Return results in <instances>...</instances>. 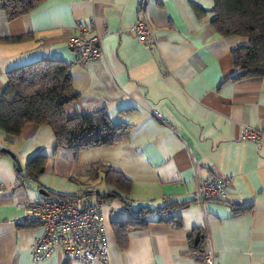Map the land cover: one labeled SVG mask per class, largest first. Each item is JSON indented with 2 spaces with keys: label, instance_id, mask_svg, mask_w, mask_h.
Wrapping results in <instances>:
<instances>
[{
  "label": "crops",
  "instance_id": "crops-1",
  "mask_svg": "<svg viewBox=\"0 0 264 264\" xmlns=\"http://www.w3.org/2000/svg\"><path fill=\"white\" fill-rule=\"evenodd\" d=\"M212 7L213 0H45L10 22L0 12V37H23L0 41V91L13 68L63 61L72 64L78 93L66 115L103 111L112 123L129 126L124 142L76 156L56 148L47 125H27L16 138L0 130V264H78L59 253L32 262L30 246L42 230L22 225L26 210L17 204L25 197L73 196L88 187L106 196L101 212L107 264H202L206 246L214 264H264V138L239 139L242 126L264 125V76L235 79L231 51L247 40L220 35ZM91 17L103 56L76 66L68 42L75 24ZM139 19L151 27L153 48L129 31ZM35 154L47 157L44 171L22 185ZM94 163L120 172L129 190L107 186L101 172L91 179ZM211 177L227 182L225 197L199 205L196 182ZM169 202L185 204L172 212L173 223L152 213L144 227L126 230L124 247L118 245L126 206L154 210Z\"/></svg>",
  "mask_w": 264,
  "mask_h": 264
},
{
  "label": "trees",
  "instance_id": "trees-1",
  "mask_svg": "<svg viewBox=\"0 0 264 264\" xmlns=\"http://www.w3.org/2000/svg\"><path fill=\"white\" fill-rule=\"evenodd\" d=\"M45 0H0V12L10 22L35 9ZM212 24L222 36H241L247 43L231 51L232 62L238 70L236 80H253L264 76V0H213ZM23 37H0V41H18ZM72 64L56 60H39L13 68L6 73V84L0 91V130L16 138L30 124L50 127L57 149L76 156L84 150L109 147L124 142L129 126L112 123L103 111L90 114L66 115L65 107L78 98L73 88L69 68ZM47 157L35 154L27 162L23 183L27 178L37 179L44 171ZM107 186L121 192L129 190V180L120 172L103 163L89 166L88 175L96 179L99 173ZM23 187V186H22ZM52 194H50L49 198ZM72 196H59L64 199ZM98 198H106L104 192ZM102 201V200H101ZM184 203L169 202L157 209L126 206V219L117 228V242L126 245L125 232L130 227H144L150 214L156 213L158 221L174 222L173 213ZM247 208L234 209L242 212ZM36 224L24 221L23 226ZM180 221L175 222L179 227Z\"/></svg>",
  "mask_w": 264,
  "mask_h": 264
},
{
  "label": "built area",
  "instance_id": "built-area-1",
  "mask_svg": "<svg viewBox=\"0 0 264 264\" xmlns=\"http://www.w3.org/2000/svg\"><path fill=\"white\" fill-rule=\"evenodd\" d=\"M74 31L68 42L76 51L74 65L83 66L103 56L102 37L95 29L93 17L86 22H77ZM129 31L137 37L140 44L148 48L155 46L152 30L143 19L137 20ZM151 115L160 120L157 110H153ZM262 138L264 125H245L240 129L239 139L242 141L255 143ZM21 183L24 184L23 181ZM226 190L227 182L224 179H198L194 191L196 203L202 205L204 201L222 199ZM19 206L28 212L25 220L21 221L32 220L42 229V234L33 239L30 248L32 262L40 263L52 253H59L78 264H107V237L97 188L88 187L73 197L64 199H26ZM200 256L202 264H214V252L208 246Z\"/></svg>",
  "mask_w": 264,
  "mask_h": 264
},
{
  "label": "rangeland",
  "instance_id": "rangeland-1",
  "mask_svg": "<svg viewBox=\"0 0 264 264\" xmlns=\"http://www.w3.org/2000/svg\"><path fill=\"white\" fill-rule=\"evenodd\" d=\"M75 25H76V24H75ZM73 35H74V34H73ZM73 35H72V36H73ZM72 49H73V48H72ZM73 50H74V49H73ZM74 51H75V50H74ZM75 55H76V51H75ZM216 178H217V177H216ZM22 180H23V179H22ZM20 182H22V181H20ZM96 185H99V183H96ZM98 193H99V192H98ZM73 196H74V195H73ZM73 196H72V197H73ZM43 198H45V197H43ZM26 199H27V198L25 197V198L23 199V202H24ZM40 199H42V198H40ZM38 200H39V199H38ZM23 202H21V203H23ZM21 203H19V204H21ZM19 204H17V207L23 209V207L19 206ZM102 204H103V202L101 201V207H102ZM24 210H25V209H24ZM100 210H101V209H100ZM26 214L28 215L27 210H26L25 215H26ZM101 216H102V212H101ZM31 222H33V221L31 220ZM36 224H37V223H36ZM41 230H42V229H41ZM35 237H36V236H34V238H35ZM34 238H33V239H34ZM32 243H33V241H32ZM31 246H32V244H31ZM31 246H30V248H31ZM107 251H108V250H107ZM29 252H30V250H29ZM52 254H53V253H52ZM52 254H51V255H52ZM51 255H50V256H51ZM50 256H49V257H50ZM49 257H48V258H49ZM30 259H31V253H30ZM31 261H32V259H31ZM43 262H44V261H43ZM40 263H41V262H40Z\"/></svg>",
  "mask_w": 264,
  "mask_h": 264
},
{
  "label": "water",
  "instance_id": "water-1",
  "mask_svg": "<svg viewBox=\"0 0 264 264\" xmlns=\"http://www.w3.org/2000/svg\"><path fill=\"white\" fill-rule=\"evenodd\" d=\"M2 151H3V152H6V153H9V154L13 157L12 153L9 152L8 150L2 149ZM19 167H20V165H19V163L17 162V168H18V170H19ZM197 240H198V236L195 237V243H196Z\"/></svg>",
  "mask_w": 264,
  "mask_h": 264
},
{
  "label": "bare ground",
  "instance_id": "bare-ground-1",
  "mask_svg": "<svg viewBox=\"0 0 264 264\" xmlns=\"http://www.w3.org/2000/svg\"><path fill=\"white\" fill-rule=\"evenodd\" d=\"M146 22V21H145ZM147 23V22H146ZM148 24V23H147ZM149 25V24H148ZM149 27H150V25H149ZM151 28V27H150ZM64 256V255H63ZM72 260V259H71ZM72 261H74V260H72Z\"/></svg>",
  "mask_w": 264,
  "mask_h": 264
}]
</instances>
